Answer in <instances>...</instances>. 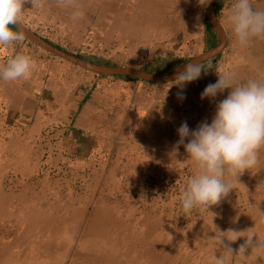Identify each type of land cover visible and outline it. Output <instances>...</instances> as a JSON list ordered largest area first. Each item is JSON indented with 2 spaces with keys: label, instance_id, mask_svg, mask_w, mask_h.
<instances>
[{
  "label": "rangeland",
  "instance_id": "374dc122",
  "mask_svg": "<svg viewBox=\"0 0 264 264\" xmlns=\"http://www.w3.org/2000/svg\"><path fill=\"white\" fill-rule=\"evenodd\" d=\"M76 11L83 15L73 19ZM21 21L74 55L140 70L209 50L207 6L198 0H43L25 4ZM224 32L225 53L183 89L85 70L26 36L0 47V64L16 54L35 63L28 78L0 81V264H211L222 251L210 239L212 220L221 231L254 227L264 242V148L238 182L226 177L233 191L211 213L181 208L196 168L183 145L173 154L177 129L211 123L230 91L201 99L217 72L264 82V68L253 66L264 40L241 47ZM31 97L39 99L33 114L24 110ZM246 255L230 264H264V249Z\"/></svg>",
  "mask_w": 264,
  "mask_h": 264
},
{
  "label": "clouds",
  "instance_id": "9594fccd",
  "mask_svg": "<svg viewBox=\"0 0 264 264\" xmlns=\"http://www.w3.org/2000/svg\"><path fill=\"white\" fill-rule=\"evenodd\" d=\"M43 0H0V47H7L25 40L21 15L25 4L33 8L40 6ZM58 3H70L71 0H57ZM206 7L211 0H198ZM223 12V9H222ZM221 12V13H222ZM82 12H74L73 19L81 17ZM232 33L241 47H247L253 39H264V10H256L251 0H234L227 16ZM220 26V20L218 22ZM35 63L25 54H16L0 64V81L14 82L31 75ZM207 69L199 63H186L177 71L173 83L179 88L198 80ZM215 83L208 84L201 93V99L215 101L218 94L226 89L228 95L216 104L211 123L202 121L192 130L187 122L177 129L179 139L173 145V154L183 145L196 172L187 180L181 194V208L190 214L194 209L200 213L218 205L233 191V183L226 177H238L246 170L259 164V151L264 148V82L249 79L237 82L229 71L217 72ZM187 141V142H186ZM211 213V212H210ZM213 214V213H212ZM214 215V214H213ZM264 217V212L261 211ZM214 236L210 239L220 254H214L211 264H230L233 257L246 260L248 249H264V242L257 239L254 227L246 231L229 228L221 231L213 224ZM243 238L244 242L234 250L231 243Z\"/></svg>",
  "mask_w": 264,
  "mask_h": 264
},
{
  "label": "water",
  "instance_id": "95a60500",
  "mask_svg": "<svg viewBox=\"0 0 264 264\" xmlns=\"http://www.w3.org/2000/svg\"><path fill=\"white\" fill-rule=\"evenodd\" d=\"M217 0H211V3L207 6V15L209 22L211 26L214 28L216 33L220 36V44L216 47L209 49L207 52H205L202 55H199L191 60H189L187 63L194 62V63H201L204 65L205 63L210 62L217 56L223 53L226 47V34L224 30L222 29L221 25H218V17L215 9V4ZM23 25V24H22ZM24 35L35 45L63 58L64 60L81 67L85 70L101 74V75H112V76H121V77H132L136 79H142L150 82L155 83H171L174 81V77L177 71L181 70L183 66L178 68L177 70L166 74V75H159L155 73H150L144 70L140 69H134V68H128V67H122V66H113V65H105V64H97L92 63L89 61H86L77 55H74L68 51H65L55 45H53L51 42L46 40L45 38L41 37L31 29L27 28L25 25H23Z\"/></svg>",
  "mask_w": 264,
  "mask_h": 264
},
{
  "label": "trees",
  "instance_id": "16d2710c",
  "mask_svg": "<svg viewBox=\"0 0 264 264\" xmlns=\"http://www.w3.org/2000/svg\"><path fill=\"white\" fill-rule=\"evenodd\" d=\"M221 4H222V0H218L216 3V6H215L217 13L219 12ZM207 23H208L207 31H208V36H209V38L207 40V48L212 49V48L216 47L217 45H219V41H218L216 32L213 30L212 26L210 25V22L207 21ZM52 44L64 50V48H62L61 46L56 45L54 43H52ZM78 57H80L86 61L92 62V63L115 66L114 64H112L111 62H108V61H98L97 59H92V58L85 57V56H78ZM188 61L189 60L185 59V58H159L156 61L151 62L149 64L148 68L144 69V71L159 74V75H166V74H169V73L177 70L178 68H180L181 66L186 64ZM210 64L211 63H205L204 64L205 68L207 69V66ZM116 77L127 80V81L135 80L134 78L127 77V76H125V77L116 76Z\"/></svg>",
  "mask_w": 264,
  "mask_h": 264
},
{
  "label": "crops",
  "instance_id": "0c3cea01",
  "mask_svg": "<svg viewBox=\"0 0 264 264\" xmlns=\"http://www.w3.org/2000/svg\"><path fill=\"white\" fill-rule=\"evenodd\" d=\"M234 2V0H228L227 2H226V7L223 9V12H222V9L221 10H219V12L217 13V11H216V13H217V17H218V20H220V25L225 29V31H226V33H227V35H228V37L229 38H231V37H233L234 35H233V33H232V29H231V25L228 23V20H227V16H228V12H229V10H230V7H231V4ZM251 2H252V4H253V7L256 9V10H264V0H251ZM216 9V8H215ZM222 12V13H221ZM213 28V27H212ZM223 29V30H224ZM213 30H214V28H213ZM215 31V30H214ZM217 34V33H216ZM207 40H208V38H207ZM262 40H264V39H262ZM229 42H230V40H228ZM256 44V43H255ZM225 50H226V47H225ZM225 50L223 51V53L222 54H224L225 53ZM262 51V50H261ZM255 53V54H254ZM262 54L261 55H259L258 54V52H256V51H254L253 52V54H254V56H253V63H254V67H255V64L258 66V67H260L261 68V70H263V68H264V59H262V58H264V53H263V51L261 52ZM256 55L258 56V57H256ZM221 56V54L219 55V56H217L216 58H214L213 60H211L210 62H214L215 60H217V58H219ZM210 62H208V63H210ZM262 74H263V72H261ZM86 95L82 98V102L84 103V100H86ZM26 100H28V99H26ZM37 103H39V99H36L35 97H31L30 98V103L29 104H27V106H28V108L27 107H24V110L27 112V113H30V114H33V113H35V112H32L34 109H35V107H36V105H37ZM92 103H93V101L91 100V101H89V102H87V104H86V109L88 108L89 109V107H91L92 106ZM79 108V107H78ZM84 110L83 112H82V114H80V118H79V123H77L78 125H80V126H82L83 124H84V122H85V120H86V116H87V110ZM30 110H32V111H30ZM39 114H41V113H39ZM80 128V127H79Z\"/></svg>",
  "mask_w": 264,
  "mask_h": 264
},
{
  "label": "bare ground",
  "instance_id": "6f19581e",
  "mask_svg": "<svg viewBox=\"0 0 264 264\" xmlns=\"http://www.w3.org/2000/svg\"><path fill=\"white\" fill-rule=\"evenodd\" d=\"M263 164H264V162H263ZM262 171H263V170H262ZM259 174H260V173H259ZM250 178H251V177H250ZM251 179H252V178H251ZM257 179H258V178H257ZM258 181H259V180H258ZM253 183H254V182H253ZM244 185H246V184H244ZM250 185H251V184H250ZM262 186H263V185H262ZM262 186H261V187H262ZM252 187H253V186H252ZM247 189H248V188H247ZM255 191H256V190H255ZM262 191H263V190H262ZM247 194H248V193H247ZM256 197H257V196H256ZM256 197H255V198H256ZM250 198H251V197H250ZM254 252H255V251H254ZM258 253H259V252H258ZM256 256H257V255H256ZM256 256H255V257H256ZM246 260H247V259H246Z\"/></svg>",
  "mask_w": 264,
  "mask_h": 264
}]
</instances>
